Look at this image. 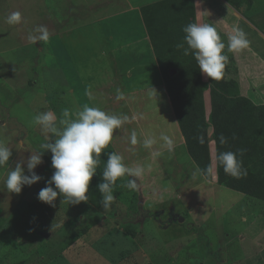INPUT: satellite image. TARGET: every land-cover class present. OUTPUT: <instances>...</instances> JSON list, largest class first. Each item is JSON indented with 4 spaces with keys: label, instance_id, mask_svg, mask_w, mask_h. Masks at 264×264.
<instances>
[{
    "label": "rangeland",
    "instance_id": "374dc122",
    "mask_svg": "<svg viewBox=\"0 0 264 264\" xmlns=\"http://www.w3.org/2000/svg\"><path fill=\"white\" fill-rule=\"evenodd\" d=\"M129 1L0 0V143L12 151L8 164L0 167V264H264V192L261 210L247 211L245 195L201 178L184 147L177 145L175 126L164 124L162 87L154 88L157 98L154 89L143 95L135 121L130 114V136L135 131L138 143L126 159L131 167H145L139 180L145 187L142 195L151 198L128 202L131 193L122 177L107 210L89 201L69 205L60 195L54 206L41 202L38 193L55 171L50 150L34 169L40 181L18 194L5 188L17 163L25 162V174H30L26 161L46 142L47 134L32 123L38 113L53 111L58 126L64 109L74 117L85 104L126 115L114 106L115 91L108 87L110 76L102 61L109 56L101 49L110 50L137 32V20L132 30L130 17L122 14L135 3ZM260 3L264 0H256L257 9ZM14 12L21 19L10 24L7 18ZM40 25L47 27L49 39L33 43L30 37L38 35ZM221 40L227 48L225 36ZM236 74L233 58L227 78L236 81L239 95L241 90L254 103L263 101L264 87L254 89L250 80L239 86ZM97 86L103 88L97 91ZM204 92L209 94L208 88ZM161 133L173 139L172 153L160 147ZM149 136L157 140L151 149L163 153L155 159L143 147ZM116 137L110 142L114 148ZM199 200L203 206L197 205Z\"/></svg>",
    "mask_w": 264,
    "mask_h": 264
},
{
    "label": "clouds",
    "instance_id": "9594fccd",
    "mask_svg": "<svg viewBox=\"0 0 264 264\" xmlns=\"http://www.w3.org/2000/svg\"><path fill=\"white\" fill-rule=\"evenodd\" d=\"M7 19L10 24L19 23L20 13L14 12ZM36 32L38 35L30 37L33 43L49 39L50 33L46 26H38ZM183 32L185 33L184 43L178 44L177 47L183 48L185 55L191 53L194 56L205 78H211L212 81L221 80L228 57L223 54L225 43L222 42L217 29L207 23H190L183 28ZM185 43L187 47H184ZM249 45L247 34L239 27L234 28L228 36L227 49L229 52L240 53ZM117 91L118 98H122V94L119 90ZM154 92L157 98L158 94L155 89ZM57 120L56 114L51 110L38 113L33 117L32 123L39 125L47 134L46 142L40 146L42 151L36 154L31 153L28 157L26 168L30 174H25L23 166L25 162H19L8 172L4 185L8 192L18 194L23 186H31L40 181L42 177L34 169L42 163L43 152L50 150L52 167L55 171L46 182L47 186L39 191L37 198L41 202L54 206V201L60 195L69 205H76L82 201H88L89 185L101 162V154L112 141L114 132L128 120V117L109 114L99 107L85 104L75 113L74 117L70 115L68 109H64L59 119V126ZM198 139L200 143H204L203 136ZM159 141L162 142L161 148L169 153L174 151V141L168 135L161 133ZM129 142L133 146L138 143L135 131L131 133ZM226 142V138L221 135L220 143L225 144ZM156 143V138L149 136L144 139L143 147L151 149ZM239 152L240 155L243 154V150ZM162 154L161 151L153 152L154 157ZM11 155V149L0 143V167L8 164ZM217 160L226 174L236 179L247 175V170L243 168L242 161L237 158V153L221 152ZM144 174L143 165L131 167L124 163L121 154L107 153L102 181L97 185L102 196L101 205L104 210L109 209L115 200L113 188L118 179L128 177L125 186L130 191H136L138 180Z\"/></svg>",
    "mask_w": 264,
    "mask_h": 264
},
{
    "label": "trees",
    "instance_id": "16d2710c",
    "mask_svg": "<svg viewBox=\"0 0 264 264\" xmlns=\"http://www.w3.org/2000/svg\"><path fill=\"white\" fill-rule=\"evenodd\" d=\"M227 1L234 7L244 3L248 8L253 2ZM140 13L190 157L209 179L207 130L211 125L217 182L245 195L263 199L264 104L257 106L248 97L240 96L236 81L227 78L229 62L233 60L231 52L226 47L223 50V54L228 57L223 78L219 81L208 78L205 81L194 56L191 53L185 55L183 48L177 47L184 43L183 28L196 23L194 0H158L141 6ZM184 47H187L186 43ZM170 70H174V73L170 74ZM207 88L210 98L208 118L205 115L203 97V91ZM221 135L227 140L225 144L220 143ZM201 136L204 143L199 142L198 138ZM239 150H243L242 155ZM227 151L237 153V158L247 170L245 177L236 179L224 172L217 156ZM110 152L114 150L109 144L101 154V162L89 185L88 201L96 205H101L102 196L97 185L102 181L107 153ZM258 164L259 169L254 168Z\"/></svg>",
    "mask_w": 264,
    "mask_h": 264
},
{
    "label": "crops",
    "instance_id": "0c3cea01",
    "mask_svg": "<svg viewBox=\"0 0 264 264\" xmlns=\"http://www.w3.org/2000/svg\"><path fill=\"white\" fill-rule=\"evenodd\" d=\"M127 3L129 0H125ZM134 5L131 4L127 9L122 11L123 15H128L130 17V25L133 20H137V32L130 33V37H125L117 42L110 50L105 48L101 49L102 55H107L102 59L104 66H107V74L110 76V82L108 87H112L115 91L116 100L114 106L120 107V111L126 114L128 120L124 123L123 128H119V131L114 133L118 144L117 148H114L112 144L110 146L114 150L121 154L124 158V163L128 166H131L127 163V154L136 150V147L131 145L128 138L130 136L131 130V121L132 118L130 114L132 113L134 121L137 119V115L134 113L141 111V104L143 103V95L147 94L149 90L153 88L162 87L164 91V104L166 106L165 112L163 113V121L165 126L167 122H171L175 128H172V132H176L175 139L178 146L184 147L185 151L189 155L185 140L177 123L171 101L169 99L163 78L160 74L158 68V62L154 55L145 25L143 23L140 7L145 5L140 3L139 0H133ZM158 1V0H156ZM261 1V0H260ZM155 2V1H153ZM152 3V2H150ZM148 4V3H146ZM256 0H253L252 5L248 8L244 3L240 4L238 7H234L228 3L227 0H194V9H195V22L196 23H207L213 25L218 34L225 36L228 42V36L232 33L234 28H241L246 34L247 38L250 41V45L247 49L243 50L240 53H232L234 58V64L237 66V74L235 79L238 81L240 86V81H253V88L257 86L260 88L264 87V3H260L259 8H256ZM104 17V16H103ZM103 20V19H101ZM132 27V25H131ZM133 30V27H132ZM222 38V37H221ZM145 51L147 52L146 56H149L148 59L144 55ZM63 52V50H62ZM203 80H208L201 73ZM252 79V80H251ZM107 87V85H106ZM103 87H95L94 89L100 91ZM83 89V88H82ZM240 89V87H239ZM122 94V98H118V91ZM84 93L85 90H83ZM69 92L74 93L73 87H69ZM79 92L78 94H80ZM114 94H111L112 96ZM240 95H245L240 90ZM204 107L205 115L208 118L210 113V98L209 94L204 92ZM247 97V96H246ZM249 98V97H248ZM250 99V98H249ZM264 103L263 101L255 102ZM137 105V109L134 110L133 106ZM160 107V106H159ZM208 151H209V165H210V178H206L201 172L197 164L191 159L192 165L196 167L200 173L201 178L210 183L217 184L219 186L231 189L225 185L219 184L216 180V157H215V144L214 138L212 135V126L208 127ZM152 150L151 157L153 156L154 149ZM125 178V185L127 183L128 177ZM138 184H142L140 189L136 191H130V198L133 196L137 197V200L128 202L140 204L144 198H151V195H142V189H144V184L141 180H138ZM234 192L245 195L244 193L231 189ZM249 200L247 203V211L252 209L263 207V201L255 196L245 195ZM137 204H135L136 207ZM198 206H203V201H197ZM137 208V207H136ZM261 213V212H259ZM185 219V217H183Z\"/></svg>",
    "mask_w": 264,
    "mask_h": 264
},
{
    "label": "water",
    "instance_id": "95a60500",
    "mask_svg": "<svg viewBox=\"0 0 264 264\" xmlns=\"http://www.w3.org/2000/svg\"><path fill=\"white\" fill-rule=\"evenodd\" d=\"M174 70H170V74H173ZM179 220H182V217H179Z\"/></svg>",
    "mask_w": 264,
    "mask_h": 264
}]
</instances>
